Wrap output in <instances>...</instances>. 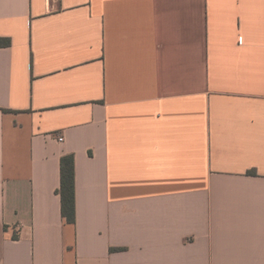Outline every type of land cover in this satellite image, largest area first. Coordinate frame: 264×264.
<instances>
[{
	"label": "crops",
	"instance_id": "crops-1",
	"mask_svg": "<svg viewBox=\"0 0 264 264\" xmlns=\"http://www.w3.org/2000/svg\"><path fill=\"white\" fill-rule=\"evenodd\" d=\"M0 264H264V0H0Z\"/></svg>",
	"mask_w": 264,
	"mask_h": 264
},
{
	"label": "trees",
	"instance_id": "trees-1",
	"mask_svg": "<svg viewBox=\"0 0 264 264\" xmlns=\"http://www.w3.org/2000/svg\"><path fill=\"white\" fill-rule=\"evenodd\" d=\"M61 198L63 216L69 223H75V167L71 156L64 157L61 162Z\"/></svg>",
	"mask_w": 264,
	"mask_h": 264
},
{
	"label": "built area",
	"instance_id": "built-area-1",
	"mask_svg": "<svg viewBox=\"0 0 264 264\" xmlns=\"http://www.w3.org/2000/svg\"><path fill=\"white\" fill-rule=\"evenodd\" d=\"M63 140H64V139L61 137V138H60V141H63Z\"/></svg>",
	"mask_w": 264,
	"mask_h": 264
}]
</instances>
